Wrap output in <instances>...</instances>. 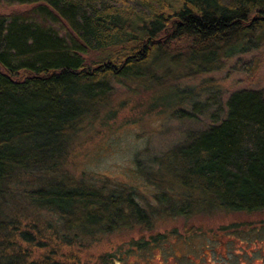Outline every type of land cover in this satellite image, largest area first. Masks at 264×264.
<instances>
[{"label":"trees","instance_id":"16d2710c","mask_svg":"<svg viewBox=\"0 0 264 264\" xmlns=\"http://www.w3.org/2000/svg\"><path fill=\"white\" fill-rule=\"evenodd\" d=\"M3 4L27 6L31 13H0V264H75L82 252L74 251L71 233L153 231L159 220L186 221L182 233L173 229L131 241L153 247L171 237L178 242L212 235L215 229L194 223L199 216L264 213L260 90L232 93L223 119L157 159L158 175L146 177L156 189L153 205L144 206L133 187H97L72 176L69 181L63 168L83 133L112 113L117 84L144 82L148 67L160 61L193 69L178 79L185 81L261 50L264 0H0ZM255 66L252 60L240 68L251 73ZM177 94L176 106L196 95ZM40 211L57 218L67 233L42 224L35 218ZM75 214L85 221L73 224ZM241 227L247 225L221 229Z\"/></svg>","mask_w":264,"mask_h":264},{"label":"rangeland","instance_id":"374dc122","mask_svg":"<svg viewBox=\"0 0 264 264\" xmlns=\"http://www.w3.org/2000/svg\"><path fill=\"white\" fill-rule=\"evenodd\" d=\"M0 13L29 15L31 11L27 6L3 4L0 5ZM252 60H255V69L251 73L242 71L240 65ZM191 72V68L182 69L160 61L156 66L148 67L144 82L131 83L129 88L127 84H117L110 116L94 122L95 129L84 132L67 155L63 168L70 175L68 180L72 181V176L97 187H133L144 206L148 203L153 205L156 189L146 177L148 173L158 175L157 159L185 144L191 134H198L223 119L227 100L232 93L243 89L264 93V47L229 60L220 71L178 82ZM202 82H205L203 88ZM180 90H191L196 95L190 99V103L176 106L179 100L177 92L180 93ZM110 109H107L108 112ZM180 109L193 116L177 115L176 110ZM146 209L149 210V206ZM80 216L75 214L71 222L85 221L84 216ZM35 218L41 220L42 224L46 221L52 223L60 234L67 233L61 231L57 218L48 212H41ZM159 221L155 223L153 231L135 227L92 237L83 233L68 234L72 237L69 241L77 247L74 251L82 252L74 263L264 264V213L199 216L194 223L198 228L215 229L212 235L178 242L171 237L153 247L131 244V241L149 239L151 234H164L173 229L182 233L186 223L181 218ZM233 223H243L247 227L233 229L235 232L221 229ZM92 228L100 229L97 225ZM245 251L259 256L250 259L245 256Z\"/></svg>","mask_w":264,"mask_h":264}]
</instances>
